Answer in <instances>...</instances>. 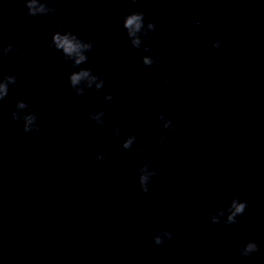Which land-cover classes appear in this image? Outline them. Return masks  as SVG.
Here are the masks:
<instances>
[{
  "label": "clouds",
  "instance_id": "clouds-1",
  "mask_svg": "<svg viewBox=\"0 0 264 264\" xmlns=\"http://www.w3.org/2000/svg\"><path fill=\"white\" fill-rule=\"evenodd\" d=\"M26 8L27 14L33 17L36 16H47L56 11L54 0H23ZM195 27L196 25H192ZM123 28L126 30L127 36L131 42L132 47L137 49H142L147 52L149 49L144 45L142 37H147L150 32L157 30V24L155 21H150L145 23V13L143 11L133 12L127 15L123 21ZM7 34H0V41L6 40ZM191 40V34L185 37V42ZM51 46H53L58 51H61L64 59L71 61V67L73 69H79L78 71H72L68 76L69 84L78 96L86 94L87 89L95 88L97 91L101 90L105 85V80L98 75L94 74L91 68L80 67L85 64L89 57L87 55L93 48V44L90 41H84L79 36L75 34L74 31L69 30L67 32H61L58 26L56 32L51 36ZM221 43L215 41L212 44L213 49H219ZM13 50H17L16 46L9 43L0 49V54L8 55ZM159 61L150 55H145L142 57V64L144 66L150 67L153 64H157ZM173 76H169L164 80V84L170 85V91L175 97V89L171 87V81ZM18 81L16 74L5 75L0 78V101L4 100L9 93L10 85H15ZM235 83V80H226L224 87H228V84ZM115 97L114 92H109L104 96L107 101L113 100ZM28 108V103L21 99L17 101L15 110L12 112V119L16 123L23 121V131L25 133H32L38 135L41 132V125L37 123L38 116L33 112H26ZM89 118L99 125H104V117L106 113L104 111L100 112H89ZM158 127L162 129H169L174 131L179 127L178 124H174L171 118L165 120V114L161 112H156ZM160 121H164L160 124ZM233 125L227 124L225 126V131H231ZM108 132H104L103 135H108ZM112 134L119 136L120 130L117 125L113 124ZM136 140L135 134L128 136L122 147L124 149H130ZM160 142H164V136H160ZM137 152H142L143 148H137ZM107 149H101L95 157L94 162L101 161L107 157ZM163 167L151 168L149 164H144L138 170L139 184L141 191L145 194L150 191L151 185L155 182L154 177L157 173L164 172ZM248 208L247 201H241L239 199H233L227 209H220L215 213L211 214V222L214 224H220L221 218L226 216L223 223L227 225H233L237 223V217L242 216L246 209ZM195 216H189V221L194 220ZM163 222V221H162ZM7 227V224L4 225ZM174 238V230L162 229L153 237V244L156 247H160L165 244L166 240H171ZM259 250V245L255 241H248L240 250L241 256L247 257Z\"/></svg>",
  "mask_w": 264,
  "mask_h": 264
}]
</instances>
